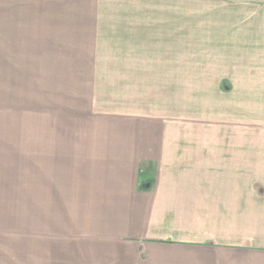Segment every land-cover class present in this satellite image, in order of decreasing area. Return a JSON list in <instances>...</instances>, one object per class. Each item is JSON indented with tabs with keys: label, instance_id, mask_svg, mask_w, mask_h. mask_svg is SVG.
<instances>
[{
	"label": "rangeland",
	"instance_id": "obj_1",
	"mask_svg": "<svg viewBox=\"0 0 264 264\" xmlns=\"http://www.w3.org/2000/svg\"><path fill=\"white\" fill-rule=\"evenodd\" d=\"M42 2L49 11L65 9L62 0ZM1 11L0 0V24ZM185 13L183 35L155 34L148 49L139 41L131 51L108 49L114 41L105 36L106 44L87 45L95 50L10 51L9 65L0 57V264L97 260L89 249L113 215L105 206L114 196L81 193L88 190L82 159L61 162L56 150L133 138L124 130L131 120L117 116L131 117L133 129L139 120V137L200 141L214 150L234 211L249 213L242 230L250 231L253 262L264 254V18L255 7L193 0Z\"/></svg>",
	"mask_w": 264,
	"mask_h": 264
},
{
	"label": "crops",
	"instance_id": "obj_2",
	"mask_svg": "<svg viewBox=\"0 0 264 264\" xmlns=\"http://www.w3.org/2000/svg\"><path fill=\"white\" fill-rule=\"evenodd\" d=\"M42 1H12L11 10L10 0H1L0 57L5 65L10 51H89L99 48L90 43L106 44L105 36L114 41L108 49L131 51L136 41L148 49L155 34L186 32L187 0H89L91 8L87 0H62L64 10L50 11ZM193 1L255 7L264 16V0ZM93 35L101 36L99 43ZM135 35L144 38L136 40ZM133 120L134 129L131 121L124 125L133 138L87 139L56 150L61 162L78 163L71 156L82 159L80 178L88 190L81 193L114 196L105 206L113 215L98 226L97 244L89 249L97 259L92 264H263L264 254L255 255L253 262L250 231L242 230L248 211H234L233 188L218 180L226 179L217 174L218 154L200 141L139 137V120ZM49 147L44 154L51 160L55 146Z\"/></svg>",
	"mask_w": 264,
	"mask_h": 264
}]
</instances>
